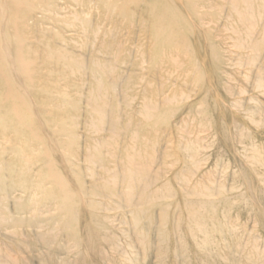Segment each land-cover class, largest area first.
I'll return each mask as SVG.
<instances>
[{"label":"rangeland","instance_id":"374dc122","mask_svg":"<svg viewBox=\"0 0 264 264\" xmlns=\"http://www.w3.org/2000/svg\"><path fill=\"white\" fill-rule=\"evenodd\" d=\"M0 264H264L261 0H0Z\"/></svg>","mask_w":264,"mask_h":264},{"label":"bare ground","instance_id":"6f19581e","mask_svg":"<svg viewBox=\"0 0 264 264\" xmlns=\"http://www.w3.org/2000/svg\"><path fill=\"white\" fill-rule=\"evenodd\" d=\"M233 1V0H232ZM245 2H247L248 0H244ZM264 6V0H261ZM249 13V12H248ZM250 13H252V11H250Z\"/></svg>","mask_w":264,"mask_h":264}]
</instances>
